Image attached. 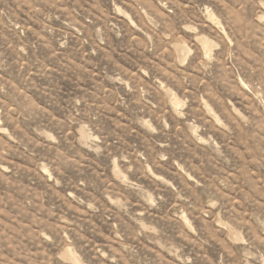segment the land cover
<instances>
[{
    "label": "rangeland",
    "instance_id": "374dc122",
    "mask_svg": "<svg viewBox=\"0 0 264 264\" xmlns=\"http://www.w3.org/2000/svg\"><path fill=\"white\" fill-rule=\"evenodd\" d=\"M0 264H264V0H0Z\"/></svg>",
    "mask_w": 264,
    "mask_h": 264
}]
</instances>
